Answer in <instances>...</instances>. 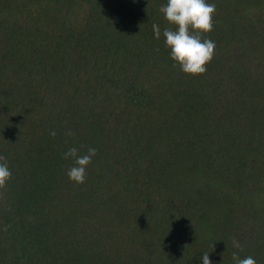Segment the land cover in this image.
Returning <instances> with one entry per match:
<instances>
[{"label": "trees", "instance_id": "obj_1", "mask_svg": "<svg viewBox=\"0 0 264 264\" xmlns=\"http://www.w3.org/2000/svg\"><path fill=\"white\" fill-rule=\"evenodd\" d=\"M207 2L216 51L193 77L167 0H0V264H264V111L226 80L263 66L264 0ZM70 147L97 149L84 184Z\"/></svg>", "mask_w": 264, "mask_h": 264}, {"label": "clouds", "instance_id": "obj_2", "mask_svg": "<svg viewBox=\"0 0 264 264\" xmlns=\"http://www.w3.org/2000/svg\"><path fill=\"white\" fill-rule=\"evenodd\" d=\"M159 11L172 27L163 30L165 43L170 49L172 60L179 65L180 70L193 77L206 73L207 65L214 59L216 44L213 40L204 38L205 34L214 30V15L216 5L208 3L207 0H167L166 5L160 7ZM156 39L161 37L159 25L153 24ZM55 137L56 132H50ZM67 137L75 133L72 130L65 132ZM97 155V149L89 147L86 154H80L76 147H70L63 153V159L71 160V166L67 170L68 178L77 184H84L87 179V169ZM12 178L7 159L0 156V189H5ZM150 224V223H149ZM232 246L243 250L240 242L233 237ZM213 251L215 244L212 245ZM235 264H257L252 256L240 258L237 252L232 253ZM203 264H212L209 253L204 252Z\"/></svg>", "mask_w": 264, "mask_h": 264}, {"label": "rangeland", "instance_id": "obj_3", "mask_svg": "<svg viewBox=\"0 0 264 264\" xmlns=\"http://www.w3.org/2000/svg\"><path fill=\"white\" fill-rule=\"evenodd\" d=\"M234 49V48H233ZM233 52L228 53V55H233ZM238 61L246 59V53L240 52L238 55ZM237 61L232 64L231 68L236 65ZM262 67H256L255 65H250L243 74L240 75H227L226 80L228 82L231 80L233 86L237 87L238 90L235 108L242 109L244 102H249L250 104L260 107L261 111H264V60L262 61ZM233 69V68H232ZM228 74H230L228 72ZM237 104V105H236ZM264 114V113H263ZM259 230H264V220H259ZM128 249V248H127ZM127 255L126 249L123 247L120 249V253ZM119 253V254H120Z\"/></svg>", "mask_w": 264, "mask_h": 264}]
</instances>
